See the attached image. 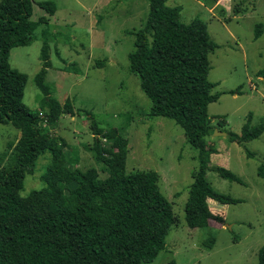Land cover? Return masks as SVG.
<instances>
[{"label": "rangeland", "instance_id": "obj_1", "mask_svg": "<svg viewBox=\"0 0 264 264\" xmlns=\"http://www.w3.org/2000/svg\"><path fill=\"white\" fill-rule=\"evenodd\" d=\"M32 1L30 18L46 16L48 21L36 27L30 44L11 48L8 61L27 75L22 100L38 110L45 126L52 103L34 78L42 65L40 52L46 38L48 97L58 104L56 112L67 100L73 112H58L49 127L58 142H65L62 175L73 167L94 166L101 178L106 176L89 149L92 114L102 131L112 128L127 139L126 171L157 172L159 188L178 219L165 236V249L143 264H257L258 250L264 245V181L256 167L264 162V131L245 142L230 141L228 132L240 133L248 114L251 126L264 123V77L257 75L264 67V0H166L170 6L181 7V22L196 17L205 21L218 44L209 55L208 80L215 83L211 92L219 97L207 107L211 124L207 142L218 149V155L208 164L206 177L215 190L241 201L224 205L208 200L210 210L222 216L224 224L211 219L207 228H190L185 221L184 205L191 173L198 164L197 151L173 120L148 116L150 101L128 67L132 33L144 24L148 0H52L57 5L52 15L37 5L41 0ZM257 23L263 31L255 38ZM19 134L12 125L0 123V164L10 159L11 144ZM101 144L109 146L102 137ZM49 161L48 151L38 157L33 172L24 176L22 196L46 186L41 176ZM220 162L244 183L220 177L214 170ZM209 235L214 242L206 247Z\"/></svg>", "mask_w": 264, "mask_h": 264}, {"label": "trees", "instance_id": "obj_2", "mask_svg": "<svg viewBox=\"0 0 264 264\" xmlns=\"http://www.w3.org/2000/svg\"><path fill=\"white\" fill-rule=\"evenodd\" d=\"M32 3L0 0V123L20 131L17 141L11 144L10 159L6 165L0 164V264L152 262L165 249V236L178 225V219L159 188L155 170L126 171L125 137L112 128L102 131L88 112L93 134L89 149L106 176L101 178L94 166L73 167L64 176L61 173L66 164L65 142H58L49 127L58 112H73L68 100L56 112L58 104L48 97L44 77L50 61L45 37L40 52L42 65L34 78L52 103L45 126L38 110L22 100L27 75L11 67L8 56L11 48L30 44L36 27L48 21L46 16L30 18ZM148 3L143 26L132 33L129 70L137 76L141 91L150 101L148 116L173 120L197 151L198 164L191 173L193 181L184 205L186 224L207 228L211 219L224 224L222 216L212 213L208 200L224 205L241 200L215 190L206 177L210 155L217 151L207 142L211 133L207 107L219 97L211 92L215 83L208 80L209 55L218 44L202 19L181 22L179 5L170 6L166 0ZM37 5L49 15L57 9L52 0H41ZM262 31L263 25L257 23L254 37ZM257 75L264 77V67ZM250 117L248 114L240 133L228 132L230 141L245 142L264 131V123L251 126ZM101 137L109 146L101 144ZM46 151L50 161L41 176L46 186L22 196L25 174L33 172L36 160ZM214 170L222 178L244 183L227 167L217 166ZM256 174L264 181V162L257 165ZM213 242L214 236L209 235L204 246L211 247ZM257 264H264V245L258 250Z\"/></svg>", "mask_w": 264, "mask_h": 264}, {"label": "crops", "instance_id": "obj_3", "mask_svg": "<svg viewBox=\"0 0 264 264\" xmlns=\"http://www.w3.org/2000/svg\"><path fill=\"white\" fill-rule=\"evenodd\" d=\"M20 135V134H19ZM216 152L215 153H212L211 155H210V161H209V164L213 161V159H214V157L216 156V155H218V149L216 148ZM222 163L223 162H220L219 163V165H221L222 166ZM227 167V166H226Z\"/></svg>", "mask_w": 264, "mask_h": 264}]
</instances>
